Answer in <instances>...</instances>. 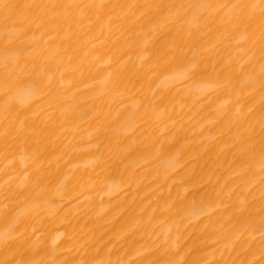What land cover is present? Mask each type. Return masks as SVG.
Segmentation results:
<instances>
[{"label":"bare ground","instance_id":"1","mask_svg":"<svg viewBox=\"0 0 264 264\" xmlns=\"http://www.w3.org/2000/svg\"><path fill=\"white\" fill-rule=\"evenodd\" d=\"M0 264H264V0H0Z\"/></svg>","mask_w":264,"mask_h":264}]
</instances>
